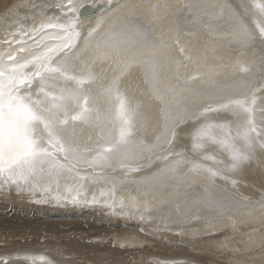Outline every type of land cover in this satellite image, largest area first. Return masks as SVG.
Wrapping results in <instances>:
<instances>
[{
    "label": "snow or ice",
    "instance_id": "1",
    "mask_svg": "<svg viewBox=\"0 0 264 264\" xmlns=\"http://www.w3.org/2000/svg\"><path fill=\"white\" fill-rule=\"evenodd\" d=\"M109 6L110 0L87 6L26 0L0 16V189L39 192L57 202L103 203L144 220L151 214L154 190L198 185L185 211L176 206L178 216L200 220L204 210L223 216L232 202L219 195L228 189L217 181L235 189L234 177L257 148L264 151V81H217L225 67L233 76L251 71L236 60L197 67L207 87L185 86L197 75L162 87L160 50L168 45L136 15L138 5L119 4L108 27L101 19L82 37L79 25L88 8L102 12ZM168 7L167 2L151 5L153 19ZM197 7L216 10L205 12L207 22L200 24L208 43L249 51L257 40L264 44V0ZM172 43L185 53L179 38ZM133 72L142 74L159 105V131L154 129L150 142L139 135L140 105L121 91ZM183 125L190 126L191 143L178 148ZM155 162L150 176H133ZM129 184L137 186V195L123 194ZM0 264H8V258H0Z\"/></svg>",
    "mask_w": 264,
    "mask_h": 264
},
{
    "label": "bare ground",
    "instance_id": "2",
    "mask_svg": "<svg viewBox=\"0 0 264 264\" xmlns=\"http://www.w3.org/2000/svg\"><path fill=\"white\" fill-rule=\"evenodd\" d=\"M25 2L26 0H0V16L14 5ZM36 2L39 3L40 0ZM73 2L77 5H89L98 4L100 0H73ZM125 2L138 5L135 9L136 15L143 23L150 25L155 33L164 35L168 47L160 50L162 87L174 83L177 78L184 83L186 75L198 76L196 80H189L186 87H207L199 78L196 68L204 70L208 66H216L219 61L231 65L236 60H241L251 69L247 74L237 73L236 76H233L227 67L221 69V74L215 78L222 84L232 85L234 81H264V44L257 40L249 51L219 41L208 43L207 34L200 26L208 19L204 13L216 10L197 7V5L231 4L235 7L246 0H110L107 9L102 12L95 11L83 19L79 25L82 37L101 19L104 20L102 26L108 27L115 19L110 13H113L119 4ZM164 2H167L169 7L161 9L159 19H153L151 5ZM176 38H179L180 46L185 47L184 54H180L176 50L177 46L173 45L172 41ZM164 54L171 59H166ZM185 56H190L191 61H186ZM121 91L133 103L140 105L138 119L143 127L139 135L149 142L152 141L154 129L159 131V105L149 96V88L142 74L133 72L128 76L123 82ZM190 130L189 125L182 126V131L177 137L178 148L190 146L191 140L188 135ZM216 155L226 159L218 152ZM158 163L155 162L141 169L133 176L137 178L150 176ZM234 178L238 181L235 189L225 185L223 181H217L227 187L228 190L221 191L219 195L232 202V210L223 216L204 210L199 213L202 217L200 220L181 219L176 208L179 205L180 212L187 209L193 193L199 191L198 185L187 188L183 185H170L154 190L155 199L151 200L152 211L144 220L139 219L138 216L120 215L118 208L113 211L103 203H72L63 200L57 202L51 196L43 198L39 192L29 194L18 193L14 189H0V198L3 200L17 203L31 202L36 206L28 207L37 208L45 213L61 212L60 214L64 213V215L66 213L85 215L89 218L95 216L98 219L95 222H103V225L112 227L109 241H106L109 233L104 231L100 234L97 231L99 232L97 235L92 234L95 237L101 236L104 244L93 241L84 245L85 242L82 241L81 247H70L68 244L66 246L37 244L28 247L21 244L8 249L5 248L7 246L5 241L8 240L3 239L0 240V258L7 257L8 264H47L48 260L53 264H264V208L260 203L264 201V151L257 148L254 158ZM126 188L128 190L123 193L125 196L137 195L136 185L129 184ZM177 190L179 195L175 194ZM204 218L212 221L211 226L205 223ZM91 224L93 227L92 222ZM80 227L82 226H79V230ZM83 228L85 231V227ZM40 256H44L45 260L41 261Z\"/></svg>",
    "mask_w": 264,
    "mask_h": 264
},
{
    "label": "rangeland",
    "instance_id": "3",
    "mask_svg": "<svg viewBox=\"0 0 264 264\" xmlns=\"http://www.w3.org/2000/svg\"><path fill=\"white\" fill-rule=\"evenodd\" d=\"M9 201L10 200L7 199L3 200L2 198H0V240L3 239L8 240L5 241L7 243V246H5V248L13 249L15 248V246L17 245L20 246L21 244H22L21 246H28V247L30 245L37 246V244L38 245L40 244V246H45L46 244L49 245L58 244L60 246H66L68 244L70 247H77V246L81 247L80 245L83 246L82 243L84 242H85L84 245L89 243L91 244L93 243V241H95V243H97V241L98 243L103 242L101 241L102 240L101 236L95 237L93 234L97 235L99 232L100 234H102L104 233V231L106 233H109L106 241H109L111 239L112 234L110 236V233L112 231L110 232V228L112 227L103 225V222L101 223L95 222L98 220L95 216L89 218L86 217L85 215L79 216L76 214H67V213L64 215V213L60 214L61 212H58L57 214L56 212L54 214L45 213L39 211L37 208H30L31 206L35 205L32 204L31 202L26 203L21 201L23 203L22 204L21 202L17 203V202H12V201L9 202ZM73 216L76 217L73 218ZM90 221L93 223V227ZM78 224H80L79 226H82L80 227V230H79V226H77ZM101 224L103 228L101 227ZM96 226H98L97 227L98 230ZM114 226L122 227L123 225H114ZM83 227H85L86 233ZM73 231L76 233H74ZM87 232L89 234H87ZM85 239H89L91 241L88 242V240ZM76 242L79 245L76 244Z\"/></svg>",
    "mask_w": 264,
    "mask_h": 264
},
{
    "label": "water",
    "instance_id": "4",
    "mask_svg": "<svg viewBox=\"0 0 264 264\" xmlns=\"http://www.w3.org/2000/svg\"><path fill=\"white\" fill-rule=\"evenodd\" d=\"M85 6H87V5H85ZM95 11H96V9H94V8H88V10L84 13V17L87 18L89 14L94 13Z\"/></svg>",
    "mask_w": 264,
    "mask_h": 264
}]
</instances>
